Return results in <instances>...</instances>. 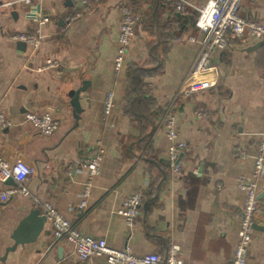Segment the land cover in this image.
<instances>
[{"label": "crops", "instance_id": "obj_1", "mask_svg": "<svg viewBox=\"0 0 264 264\" xmlns=\"http://www.w3.org/2000/svg\"><path fill=\"white\" fill-rule=\"evenodd\" d=\"M126 1L131 0H35L26 10L22 0H0V111L11 123L0 128V154L10 163L23 161L33 168L27 195L0 200V264H108L102 257L80 261L68 243L50 250L54 228L48 221L36 242L16 246V232L25 242L24 234L19 235L24 217L32 210L43 216L45 202L84 235L105 239L112 248L165 258L178 246L181 264H231L239 238L237 215L245 201L238 181L252 176L264 135V45L250 52L259 42L230 38L228 47L213 56L216 86L180 98L205 35L189 24L177 26L178 18L166 6L157 24L164 29L168 23L158 44L162 68L144 82L151 100L150 123L145 120L151 135L140 147L142 131L125 112L126 69L148 65L149 45L157 43L158 36L145 28L152 2L134 0L139 14L136 37L124 69L115 71L120 9ZM188 1L200 5L208 0ZM43 15L48 22L42 21ZM240 16L264 25V0H245ZM170 20L175 23L169 26ZM38 31L42 40L37 47L14 39ZM49 59L59 66L44 69ZM86 82L77 120L71 93ZM110 91L115 106L105 117L104 100ZM196 110L208 112V119H197ZM168 112L187 144L179 174L169 168L170 142L162 124ZM29 113H50L60 128L41 135L28 122ZM131 148L136 150L133 156ZM96 149L103 150L102 171L91 181L86 208L80 209L89 181L83 162ZM12 187L0 180V194ZM136 192L145 199L129 227L119 211ZM258 198L260 214L246 264H264V179Z\"/></svg>", "mask_w": 264, "mask_h": 264}, {"label": "built area", "instance_id": "obj_2", "mask_svg": "<svg viewBox=\"0 0 264 264\" xmlns=\"http://www.w3.org/2000/svg\"><path fill=\"white\" fill-rule=\"evenodd\" d=\"M35 0H22L27 9H30ZM245 0H208L196 5L188 0H166L172 4L175 10L183 17L190 11L197 12L195 26L205 35L201 47L197 53L192 68L183 81L180 89V98L187 99L193 94L205 91L216 86L218 71L213 56L216 51H222L228 47L229 39L233 37L247 38L260 42L264 40V25L254 21H247L240 16V9ZM122 21L117 36V52L114 60L116 72H121L125 67L126 56L133 40L136 37L138 17L136 9L131 1H126L121 6ZM43 22H48V16H42ZM231 33V34H229ZM15 40L32 46H39L42 40L41 31L35 34H22L14 37ZM190 41L195 42L194 38ZM56 60L46 61L44 69L57 68ZM86 94L85 93H82ZM115 106V93H107L104 100L103 113L105 117L112 114ZM197 119H208L209 114L203 110H196ZM27 120L41 135H51L61 125L58 118L50 113L35 115L29 113ZM162 124L166 128V135L170 142L168 148V162L172 173L179 174L182 171V161L186 156L187 144L180 140L177 123L174 115L168 112L163 116ZM11 126L6 115L0 111V128ZM99 146V145H98ZM103 150H91L90 155L83 162V168L88 172L89 181L85 185L83 200L80 209L87 206V198L90 196L91 181L100 175L103 166ZM33 174V168L23 161L8 162L0 154V180H14L16 187L9 188L0 194V200L6 202L14 195H27L26 183ZM264 179V135L259 144L258 154L254 161L252 176L240 177L238 188L244 193L245 201L241 212L237 215L239 221V238L231 264H246L248 250L252 242L254 228L260 214L259 181ZM142 192H136L128 197L119 214L124 217L125 223L132 227L143 205ZM43 216L53 225L54 233L50 250L56 249L61 243H68L77 258L82 262L92 261L93 258L102 257L108 264H181L179 262L180 248L173 246L165 258L151 253L143 256L134 255L130 249H115L108 246L105 239H94L84 235L79 228L67 220L50 202L41 204Z\"/></svg>", "mask_w": 264, "mask_h": 264}, {"label": "trees", "instance_id": "obj_3", "mask_svg": "<svg viewBox=\"0 0 264 264\" xmlns=\"http://www.w3.org/2000/svg\"><path fill=\"white\" fill-rule=\"evenodd\" d=\"M153 4L152 11L150 12L149 16L151 18L150 21L145 22V28L149 31L151 36H158L157 43L152 42L149 45V52H148V65L146 67H142L138 64L127 66L126 69V76L128 79V86L125 91V98L127 99V106L125 108L126 114L130 117L131 123L141 129V137L137 139V141L140 144V147H144L151 135V133L148 131L149 127L147 124L150 123V121L147 120V117L149 116V108H147V103H149L150 95L148 90L146 89L145 85V78L146 77H152L153 75H156L161 70V61L159 62L158 57V50L159 45L163 43V38L165 35H163V32L166 29H168V23H165L166 28L163 29V27L160 29L157 24L161 19V13L167 11V7L171 8L172 14H175V16L178 18L177 26L185 27V25L189 24L193 28H196L195 22L197 19V15L195 16V13L193 16H190L189 14L185 17L181 16L173 7L172 4H169L166 2V0H150ZM158 10V11H157ZM155 12V14H154ZM160 23V22H159ZM175 23L174 20L169 21V26L173 25ZM197 29V28H196ZM166 43V42H165ZM159 62V63H158ZM149 67V68H148ZM148 122L146 124V121ZM136 150L131 148L130 155L133 156L136 153ZM148 153V151H147ZM146 153V154H147ZM146 156V155H145ZM147 160V159H146ZM153 167H158L155 163H153ZM170 168V167H169ZM151 171V169H150ZM153 187H151L152 190ZM143 197L145 199V195L143 194ZM147 198V196H146Z\"/></svg>", "mask_w": 264, "mask_h": 264}, {"label": "water", "instance_id": "obj_4", "mask_svg": "<svg viewBox=\"0 0 264 264\" xmlns=\"http://www.w3.org/2000/svg\"><path fill=\"white\" fill-rule=\"evenodd\" d=\"M263 45H264V40L257 43L256 45H254L248 50L250 52L256 51L259 48H261ZM88 85H89V82H86L83 87L71 93L72 106L74 108V116L76 117L77 120L80 118V114L82 113V108L80 104L82 93H85L87 91ZM6 183L12 186H15V187L17 186V184L12 179H8ZM45 222H46V218L41 215L40 210H32L29 214H27L24 217L23 221L20 224V228H19V233H20L19 235L21 236V234H24L25 242H20L18 240V236L16 232L14 236L15 245L17 246L19 244L23 245V243L36 242L38 240V237L42 233ZM61 252H62V249L60 248L59 253L61 254Z\"/></svg>", "mask_w": 264, "mask_h": 264}, {"label": "rangeland", "instance_id": "obj_5", "mask_svg": "<svg viewBox=\"0 0 264 264\" xmlns=\"http://www.w3.org/2000/svg\"><path fill=\"white\" fill-rule=\"evenodd\" d=\"M131 2H132V3L134 4V6H135V9H136V15H137V17H138V15H139V14H138V11H137V5H138V2H137V1H134V0H133V1L131 0Z\"/></svg>", "mask_w": 264, "mask_h": 264}]
</instances>
